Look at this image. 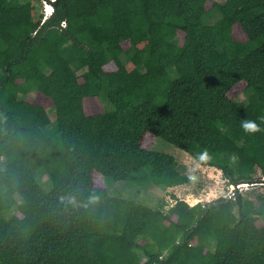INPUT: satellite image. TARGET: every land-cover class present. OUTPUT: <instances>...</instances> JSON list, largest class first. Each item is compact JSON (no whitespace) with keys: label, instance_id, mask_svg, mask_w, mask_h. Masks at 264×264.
Listing matches in <instances>:
<instances>
[{"label":"trees","instance_id":"obj_1","mask_svg":"<svg viewBox=\"0 0 264 264\" xmlns=\"http://www.w3.org/2000/svg\"><path fill=\"white\" fill-rule=\"evenodd\" d=\"M36 16L0 0V264H264V215L239 191L156 210L107 183H191L158 139L230 186L264 179V0H66Z\"/></svg>","mask_w":264,"mask_h":264},{"label":"rangeland","instance_id":"obj_2","mask_svg":"<svg viewBox=\"0 0 264 264\" xmlns=\"http://www.w3.org/2000/svg\"><path fill=\"white\" fill-rule=\"evenodd\" d=\"M21 2H31L37 9V18L44 10L43 0H20ZM219 3H223L225 0H215ZM220 15H212L207 23L214 24L219 20ZM80 71L79 74L83 73ZM35 89H33L27 95H20V99L26 97L33 98L35 96ZM237 101L246 103V96L240 94L237 97ZM101 105L109 108L106 101V97L101 98ZM49 116L52 121L55 120V111L53 109L48 110ZM153 150L156 152H162L173 155L178 162V169L182 174L191 177V183L179 186L177 188H158L155 186H148L146 188L135 187L134 185L126 182H112L109 180V192L113 196H120L125 199L142 203L152 209H159L162 205H165V209L168 210L175 204V200H184L191 206L198 203H210L221 198L230 197L233 193V189L223 177L220 170L213 167L203 166L193 157L185 152L177 149L175 146L158 139L153 146ZM36 178L45 190L50 189V183L47 176H43L40 173H36ZM244 199L245 210H248L252 214L264 215V187L261 185H252L243 187L238 190ZM235 193V192H234ZM257 225L261 227L263 221L259 220Z\"/></svg>","mask_w":264,"mask_h":264},{"label":"water","instance_id":"obj_3","mask_svg":"<svg viewBox=\"0 0 264 264\" xmlns=\"http://www.w3.org/2000/svg\"><path fill=\"white\" fill-rule=\"evenodd\" d=\"M60 4H62L63 6L66 5V0H51L50 3L48 2H44V21L48 20L55 12L56 7H58ZM261 185L264 187V179L262 181L259 182H255V183H242V184H237V185H231V188L233 189V192H236L238 190H241V188L243 187H248V186H252V185Z\"/></svg>","mask_w":264,"mask_h":264},{"label":"clouds","instance_id":"obj_4","mask_svg":"<svg viewBox=\"0 0 264 264\" xmlns=\"http://www.w3.org/2000/svg\"><path fill=\"white\" fill-rule=\"evenodd\" d=\"M241 127L243 131L247 134H254L261 131L260 126L257 124L255 120L251 119H243L241 121ZM199 158L201 160H207L209 158L207 150L199 154Z\"/></svg>","mask_w":264,"mask_h":264},{"label":"crops","instance_id":"obj_5","mask_svg":"<svg viewBox=\"0 0 264 264\" xmlns=\"http://www.w3.org/2000/svg\"><path fill=\"white\" fill-rule=\"evenodd\" d=\"M177 188V187H176Z\"/></svg>","mask_w":264,"mask_h":264}]
</instances>
